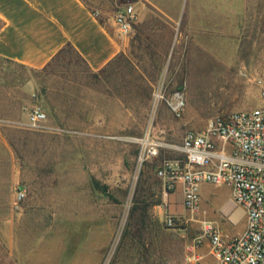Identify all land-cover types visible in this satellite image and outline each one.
Segmentation results:
<instances>
[{
	"label": "rangeland",
	"instance_id": "obj_1",
	"mask_svg": "<svg viewBox=\"0 0 264 264\" xmlns=\"http://www.w3.org/2000/svg\"><path fill=\"white\" fill-rule=\"evenodd\" d=\"M85 1L103 17L139 0ZM250 1L242 0V39L225 46L226 54L244 60L224 63L216 59V44L202 45L201 38L187 36L190 13H171L178 24L174 30L168 14L148 5L135 27L153 36V44L146 51L131 44L126 54L140 74L156 77L152 90L142 84L146 92L139 96L111 94L108 69L97 76L73 62L60 74L57 68L33 74L0 63V264H186V246L201 234L203 221L230 236L244 227L230 189L210 185L200 212L185 210L178 215L182 223L169 229L161 180L144 177L143 170L155 165L158 172L166 160L185 161L180 147L188 131L261 107L249 76ZM136 28L127 36L131 41ZM21 77L29 81L19 84ZM29 83L34 84L31 94L25 90ZM159 89L165 97L184 92L182 118H175L164 101L156 102ZM248 97L252 100L245 102ZM34 105L47 113L49 130L26 127ZM148 136L158 152L141 162ZM19 187L26 198L15 208ZM160 199L162 205H151ZM141 200L150 205L144 222L131 215ZM8 202H13L10 214Z\"/></svg>",
	"mask_w": 264,
	"mask_h": 264
},
{
	"label": "built area",
	"instance_id": "obj_2",
	"mask_svg": "<svg viewBox=\"0 0 264 264\" xmlns=\"http://www.w3.org/2000/svg\"><path fill=\"white\" fill-rule=\"evenodd\" d=\"M139 20L134 3L126 4L115 15V24L124 36L131 34ZM255 83L261 107L217 117L201 131H188L180 147L185 161L166 160L157 172L164 182L165 196L175 189L176 182L182 183L184 208L193 215L201 210L203 184L228 187L235 205L244 212L245 230L235 236L226 235L214 222L203 221L201 234L186 246L189 264H204L207 257L215 264H264V79ZM155 98L156 102L164 101L175 118L184 115V92L165 97L159 89ZM27 114L28 129H50L48 115L40 105L32 106ZM142 145L141 162L157 155L159 145L150 136ZM25 198L26 190L19 187L14 207L19 208ZM181 223L179 216L165 217L169 229Z\"/></svg>",
	"mask_w": 264,
	"mask_h": 264
},
{
	"label": "crops",
	"instance_id": "obj_3",
	"mask_svg": "<svg viewBox=\"0 0 264 264\" xmlns=\"http://www.w3.org/2000/svg\"><path fill=\"white\" fill-rule=\"evenodd\" d=\"M181 1H184V5H181ZM134 4L139 17H142L148 5L168 14L172 20L169 25L174 30H177L178 24L175 25L176 18L171 13H190L188 37L201 38L202 45L216 44V59L222 63L244 60L242 56H234V53L230 56L225 51L226 44H235L243 37L242 0H139ZM249 9L247 38L249 60L252 62L249 76L255 80L264 79V0L250 1ZM116 13L109 10L108 16L102 17L99 12H93L85 0H0V58L42 70L65 46L72 45L90 70L98 73L118 55L130 51L131 37L120 34L115 24ZM33 86V83H29L25 90L31 94ZM251 100L248 97L245 102ZM161 184L165 211L175 216L182 215L185 212L182 183L176 182L175 189L167 196L162 180ZM209 189L210 184H203L201 199ZM231 199L235 205L232 195ZM12 204L8 202L11 206L8 208L9 214ZM236 207L244 216L243 210ZM245 227L246 223L235 235L243 233ZM185 261L189 264L187 254ZM203 263L215 264V261L207 257Z\"/></svg>",
	"mask_w": 264,
	"mask_h": 264
},
{
	"label": "trees",
	"instance_id": "obj_4",
	"mask_svg": "<svg viewBox=\"0 0 264 264\" xmlns=\"http://www.w3.org/2000/svg\"><path fill=\"white\" fill-rule=\"evenodd\" d=\"M133 3V2H132ZM137 25V24H136ZM134 25L133 29L136 28ZM143 28V27H142ZM141 28V29H142ZM141 29H137V34L136 36L133 38V40L131 41L132 47L138 48L142 51H146L148 50L151 45L153 44V36H149V35H144ZM144 42H146L147 44H144ZM144 44V45H143ZM142 47L145 49H142ZM8 62L10 64H14L17 65L18 67L25 69V70H29L31 71L33 74L36 73H48L49 71H52V69L57 68L58 70L54 71L57 72V74H60L61 72H63V68H65L68 65L73 64V62H78V63H82L85 66V70L86 71H91L90 68L88 67V65L86 64V62L83 60V58L79 55V53L77 52V50L72 46V45H67L65 46L59 53L58 55L54 58V60L44 69L42 70H35V69H31V68H27L24 67L20 64L14 63L12 61L9 60H5L0 58V63L2 62ZM108 69V87H109V91L112 94H116L117 96H132L137 94L138 96L140 94H142V92H146V90L143 88L142 89V84L144 82H147V84H149L148 88L150 90H152L153 87V83L156 81V77L155 76H150V77H146L143 74H140L138 72V69L136 68V66L134 65V63L131 61V59L124 53L118 55L114 60H112L108 66L98 72L95 73V75H99V74H104L106 72V70ZM159 70L162 69V66H160L158 68ZM125 70H127V75L125 74ZM17 82H19V84H24L27 81H29V78H17L16 79ZM114 90V91H113ZM112 91V92H111ZM40 94L43 95V93L40 92ZM148 90H147V94L146 97L148 98ZM26 100V98H23L22 101ZM145 107V110L148 109L149 107V103L147 104H143ZM23 107V105H22ZM155 175H157V166L155 165H146V168L143 170V176L148 177L149 179H152V177L154 178ZM163 200L160 199L158 202H152L151 205L154 206H159L162 205ZM147 202H145V200H141V201H136L134 203V206L132 208V212L131 215L135 216L137 215L138 218L140 219V221L144 222L146 217H148L147 215V208L150 206L149 204H146Z\"/></svg>",
	"mask_w": 264,
	"mask_h": 264
},
{
	"label": "bare ground",
	"instance_id": "obj_5",
	"mask_svg": "<svg viewBox=\"0 0 264 264\" xmlns=\"http://www.w3.org/2000/svg\"><path fill=\"white\" fill-rule=\"evenodd\" d=\"M239 214V213H238ZM242 214V213H241Z\"/></svg>",
	"mask_w": 264,
	"mask_h": 264
}]
</instances>
